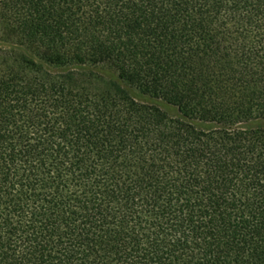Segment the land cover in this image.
<instances>
[{"label":"trees","instance_id":"1","mask_svg":"<svg viewBox=\"0 0 264 264\" xmlns=\"http://www.w3.org/2000/svg\"><path fill=\"white\" fill-rule=\"evenodd\" d=\"M0 264H264V0H0Z\"/></svg>","mask_w":264,"mask_h":264},{"label":"rangeland","instance_id":"2","mask_svg":"<svg viewBox=\"0 0 264 264\" xmlns=\"http://www.w3.org/2000/svg\"><path fill=\"white\" fill-rule=\"evenodd\" d=\"M133 93L137 96V97H140L139 95H138V93H136V91H133ZM162 105V107L169 113V114H171V115H176L177 114V111H176V109H174V108H172L171 106H167V105H165V104H161Z\"/></svg>","mask_w":264,"mask_h":264}]
</instances>
